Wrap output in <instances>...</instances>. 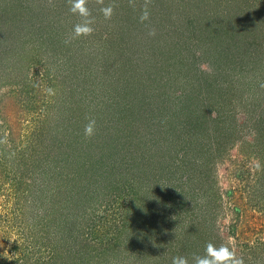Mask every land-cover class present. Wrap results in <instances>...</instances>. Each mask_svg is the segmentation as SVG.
I'll return each mask as SVG.
<instances>
[{
    "label": "rangeland",
    "instance_id": "obj_1",
    "mask_svg": "<svg viewBox=\"0 0 264 264\" xmlns=\"http://www.w3.org/2000/svg\"><path fill=\"white\" fill-rule=\"evenodd\" d=\"M109 4L114 5V12L111 19L106 20L100 9ZM87 6L91 12L98 11L92 13L94 32L90 36L72 38L73 26L81 18L69 11L68 0H51V3L49 0H0V49H9L0 52L3 54L0 58V264H142L145 255L137 250L144 251V243L137 235L125 232L126 226L121 223L123 210L130 203L140 204V198L154 201L153 208L166 202L169 214L176 216L172 235L177 232L184 239L182 234L186 232V240L196 246L194 254H204L205 248H197L201 240L205 246L208 242L219 246L231 245L234 241L235 251L243 257L244 264H264V136L260 135L259 127L254 128L255 122L251 125L252 117L243 120L245 109L241 112L242 107H238V111V97H229V93L230 103H236V106L225 105L221 110L217 109L222 117L216 127L208 118L204 125L207 124L206 128L211 131L213 127L219 131L220 123L228 125L230 134L214 139L207 138L204 131L194 134L188 129L187 118L195 112L193 107L201 110L204 103H208L207 98L215 99L224 88L226 81L223 82V78L237 73L244 78L251 63L244 60L239 67L232 60L238 56L259 57L264 64L261 37L264 33V0H103V4L88 0ZM145 10L148 18L141 21ZM136 15L139 16L135 18L136 26L150 29L151 23L157 36L162 34L164 42L157 40L151 47L136 44L137 40L131 38L132 29L127 31ZM121 31L120 35L118 32ZM101 32L109 36L103 40L98 35ZM226 42L230 52H234L231 55L235 54L231 60L224 55L220 59L222 53L220 48L217 49ZM83 45L94 54L93 57L73 59L76 63L71 65L69 59L60 55V51L78 50ZM55 46L59 53L54 51ZM8 52H23L22 61L11 62L6 55ZM95 54L110 66L106 72L101 69L98 74L137 80L131 90L135 96L127 95L135 103L139 98L138 106L133 109L138 119L127 113L130 103L123 108L122 102L128 97L125 94L119 97L123 91L131 92L127 85L123 88L121 83L106 82L104 91L99 93L103 99L99 104L107 102L109 108H105L96 121H99L96 134L102 136L100 133H104L107 140L102 149L103 158H108L105 159V170L108 169L112 181L123 183L127 180L136 194L134 200L129 187L115 185L107 193L119 191L116 201L102 204L96 203L95 195L88 200L82 199L79 186L74 188L73 194L70 190L65 192L71 186L65 187L61 185L65 181L58 180L61 175L58 164L62 165V161L55 164L51 176L44 159L42 164L46 170L41 179L31 177L36 171V163H31L34 154L47 152L49 156L61 152L47 146L50 139V135L44 133L49 125L47 121L41 126L38 141L25 136L34 129L33 119L28 118V113L22 115L19 109L26 100L28 105L31 104L29 94H43L41 90L46 88L55 93L46 96L49 114L65 93H74L76 98L82 95L85 100L94 98L95 77L90 70L95 64L92 58H97ZM26 56L31 60H25ZM164 61L171 71L159 69V62ZM260 76L263 78L258 84L260 90H247L241 85L231 93L239 92L246 106L256 105L257 101L263 108L264 70L257 79ZM181 91L184 93L179 100L177 95ZM216 101L213 107L218 106L219 101ZM213 109L210 108V115ZM233 115L239 118L238 125L233 126V119L227 121L224 118ZM19 117L22 118L17 122V135L11 140L5 135L8 124L16 126L13 121ZM125 122L127 124L123 125ZM117 123L119 128L125 129L114 137L110 133ZM135 124L138 133L122 138V144H119L116 139H120L127 128L135 129ZM167 128H172V132L164 131ZM112 137L115 140L108 141ZM169 137L170 142L166 145L163 139L169 140ZM220 142L222 146L217 147ZM98 153L86 155L84 162L97 159ZM257 161L261 165L259 171L255 169ZM63 165L69 172L78 169ZM36 183L44 188L41 196L34 195ZM17 186L22 188L19 194ZM31 187L35 189L33 192ZM55 187L57 194H53ZM50 202L54 204L53 213L49 210ZM147 220L142 230L145 236L149 228L151 232L154 228ZM175 242V238L171 239V245H164V248L175 249L178 247ZM159 245L156 242L146 244L149 251L157 250ZM194 254L190 248L189 259ZM164 263L160 260L159 264Z\"/></svg>",
    "mask_w": 264,
    "mask_h": 264
},
{
    "label": "trees",
    "instance_id": "obj_2",
    "mask_svg": "<svg viewBox=\"0 0 264 264\" xmlns=\"http://www.w3.org/2000/svg\"><path fill=\"white\" fill-rule=\"evenodd\" d=\"M90 11H91V9H90ZM92 13L96 14V13H98V11H96V10L94 12L92 11L91 17H92ZM137 17H139V16L138 15L134 16V19L131 20L133 22V25L128 26L129 29L127 30L129 32L132 29L131 38L134 40H137L135 42L136 44H139L140 46L142 44L143 45L145 44V45H148V47H151V44H153V45H154V43L156 44L157 40H158V42H160V41L164 42L163 39L161 38L162 34L160 36H157L156 31H154L153 28L151 27L152 26L151 23L149 24L150 29L149 28L148 29H144V28L141 29V26H136V23H138V22H135V18H137ZM130 19H131V16H130ZM92 26L95 29L94 25H92ZM210 29H212V28H210ZM150 30H153V33H151ZM117 31H118V29H117ZM113 32H114V34H116V31H114V29H113ZM128 32H126V35H129ZM101 33H99L98 35H99V37H103V40H105V38H107L106 36H109L108 34L104 36L103 33H102L103 34V36H102ZM118 33L121 35L122 31L118 32ZM216 35L218 36L219 32H217ZM261 37L264 41V33L261 35ZM154 38H156V39L154 40ZM81 42L82 41H80V44H82ZM243 42L246 43V41H243ZM235 47H237L236 44H235ZM228 48H229V45L227 42L223 43V46H221V44H220V46H218L217 49H219L220 52L222 53V55L220 56V59L222 58L223 55H224V57H228L229 60L233 59V56H235V54L232 56L231 54H233L234 52L233 51L230 52V50ZM7 50H9L8 47H6V48L2 47L0 49V52H2V53H3V51L7 52ZM54 51L58 52L57 46H55ZM160 51H162V50H160ZM218 54H220L219 51H218ZM2 55L0 54V58L2 57ZM6 55L10 59L11 62L12 61L18 62V61H22L21 57L23 55V52L22 53L21 52H19V53H16V52L13 53L12 52L10 54L8 52V54H6ZM60 55H62L65 60L69 59L67 61H70L69 63L71 65H75V63H76V61H74L75 59L87 58V56H92V57L94 56V54H91L89 51L86 50L85 45H83V47H78V50L75 48H71L70 52L60 51ZM96 57L97 58H92V59H94L95 64L93 63V65L91 67L93 69L90 70L91 72H94L93 76L95 77L94 85L96 87V93H94V95H95L94 98L90 97L87 100H85L86 97H84L82 95L79 98H76L74 93H72L70 95L65 93L64 96L62 97L61 102L59 104H55L56 106H53V107H55V109L52 110V112L49 114L46 111V109H47V107H46V100H47L46 96L47 95L50 96V95L44 89V90H41L42 92H44L43 94L37 95L38 92L35 94L34 93L29 94L28 99L31 100V104L28 105L27 100H26V104L23 106V108H20L19 110H20V113H22V115L25 116V113H28L29 114L28 118L33 119L32 121H33L34 129H32V131L29 134H25V136L38 141L40 139L39 137H41L40 135L42 134L41 129L43 127V122L47 121V122H49L48 123L49 125L45 128V131H44V133H47L50 135V137H49L50 139L47 142V144H48L47 146H50V147L54 148L55 150L61 152V153H59L60 155L52 154L49 156H48L47 152L46 153L43 152L42 154H38V153L34 154L32 156L31 163H33V165H35V163H36V166H35L36 171L31 173L32 174L31 177L34 178L35 180H37L38 178L41 179L42 172L46 170L42 164V161L44 159H45L44 161L48 162L45 167H47L48 172L51 176L54 175L55 164L59 161H62L63 164H68L70 167L78 168L77 170L75 169V172H69L70 170L64 169V165L62 163H61L62 165L58 164V167H59L60 172H61V175L59 176L58 180L61 179L62 181H65L61 184V185H64L65 187H68L67 185L71 186V188H69V187L66 188L65 192L67 190H70V192L72 191L71 194H73L74 193L73 191H75L74 188L79 186L80 187L79 189L81 190L80 194H81L82 199L88 200L92 196L95 195V196H97V201H98L96 203L102 204V203H106V202H115L116 199L118 198L119 191H115L112 194L107 193V191L110 189V187H112V185H115L118 188H120V186L129 187V189H131V190H132V186L130 187L129 183H126L127 180H126V182L123 181V183H118V182L112 181V179L109 175L108 169L105 170V167L107 165V162L105 159H108L107 156H105V159H104L103 158L104 156L102 153L103 152L102 149L104 147H106L105 145H107V140L105 139L106 138L105 134L100 133V134H102V136H98L96 134L97 133V130H96L95 134L93 135L95 137V139L92 140V137H86L85 136L84 128H85V125L88 123L87 121H89V119L94 118L95 121L99 120V117H101V115H103V113H104V109L109 108L108 107L109 104L107 102H106V104L101 103L104 105L102 107H101V104H99L100 101L103 102V99L100 95L105 89L106 82L121 83L123 85V88L125 85H127V88L131 91L133 85L135 84V82L137 80H135V79L133 80V79L128 78V77L127 78H120L121 76L119 78L114 76V78H113V77H111L112 75H110V76L108 75V77H107V75L103 76L102 74H98V72H101V69H103L106 72V68L110 67V66H108L109 64H107L106 62L103 63L101 57L98 58V55H96ZM28 59H30V58L28 56H26L25 60H28ZM244 60L246 63L247 62L251 63V65H249L248 68H246V70H245L244 78L241 77L242 74H238V73L234 76L229 75L228 78H223L222 81L223 82L226 81L224 88H221V90H219V92H218V94L214 100L212 99V97L207 98V100H209V101H208V103H204V105H203L204 107L202 106L201 110L196 109V107L195 108L193 107L195 112L193 111V114L188 115L187 118L189 119V123L187 121V118H186V121L188 123V129L189 130L192 129L191 131H193L194 134H196L197 132L204 131L206 133V135L208 136L207 138H210V139L212 137H213L212 139H214L217 136L226 135L227 133L230 134L231 132L228 131V125L223 126L221 123H220V127H218L219 131L214 130V127L217 126L218 121L219 120L221 121V117H222L220 111L217 109L221 110L222 107H224L225 105L226 106H236V103H237L236 108L238 111H240V108H238V107H242L241 112H243V109H245L243 112V120L247 116L252 117L253 121L251 122V125L253 126V123L255 122L254 128L257 129L259 127L258 131H259V133H261L260 135L264 136V107L263 108L259 107L257 101H256V105L252 103L250 106H246L247 104L243 102L244 99L241 97L239 92L231 93L234 91V89L238 90L241 85H242V87H244V89H247V90L252 89V88L256 89L257 91L260 90V88H259L260 86L258 84L259 83L261 84L263 82V78H262L263 75L260 76V78H258V79H257V75L260 74L261 70H262V72L264 70L263 62L261 61V59L259 57H257V58L253 57V59L252 58L249 59V58H245L242 56H238L236 58V60H232V61H236L238 66L241 67V64ZM32 61L30 63H33ZM174 61H177V59H174ZM168 63H172V62H168ZM159 64H161L160 66H158L160 70L164 69V72H166V70L171 71L170 66H169V68L166 67L167 64L165 61H164V63L159 62ZM224 64L221 65V67L223 69H224V66H223ZM71 68L77 69L76 66H72ZM79 71L81 72L82 69L80 68ZM160 75L164 76V74H160ZM116 76H119V75H116ZM261 78H262V80H261ZM39 80H40V78H39ZM130 84H132V86H130ZM39 85L42 87L41 83ZM136 85L139 86L138 83ZM261 88H264V86H262ZM138 90L141 91L140 87ZM126 92H128V91H126ZM132 92L133 91L125 93L123 91V92H121L123 94H119L120 95L119 97L122 98V96L124 94L127 97H128L127 94L132 95V97H133L135 95H133L134 92L133 93ZM99 93H100V95H99ZM135 93H137V92H135ZM182 93H184V91L183 92L181 91L177 95V98L180 97L179 100H181V98H182L181 97ZM228 93L230 94L229 97H232L234 95L238 97L236 100L237 101L236 103H230V100H229L230 98L228 97ZM132 97H128V98L125 97V101L122 102V105H123V108H125V105H128L130 103L129 107H127V108H129L127 113L132 114L135 117V119H138L136 111L135 110L133 111V109L136 108L135 105L138 106L139 98L137 97L138 100H136V103H135V101H133ZM183 97H184V99L186 98V96H183ZM259 97L261 99L262 95H260ZM65 98H66V100L64 101ZM203 98L204 97H202V99ZM216 100L219 101L218 106L213 107L212 105H213V103L217 102ZM244 106H246V108H244ZM211 107L214 108L212 115L209 114L210 113L209 110ZM116 108H117V106H116ZM257 108H259V109H257ZM185 109H187V107H185ZM188 109H187V111H189ZM124 110L125 109H123V111ZM255 113H257V115L255 116V118H253V115ZM21 118L22 117H19L15 121H13V122H16V126H15V124H8L9 128H8L7 134H5V135H8V137H10L11 140L14 136L16 137V135H17V129L19 127L18 126L19 124L17 122L21 121ZM207 118L209 120L213 121L215 124L212 131L208 130L206 128L207 124L204 125V120ZM224 118L227 119V121L229 118L233 119V122H232L233 126H234V124L238 125V123H239V118L234 117V115L233 116H225ZM134 121L136 124H138L137 120H134ZM40 122H42L41 125H39ZM125 124H127V122H125L123 125H125ZM136 124H135V129L133 128V129L129 130V128H127L125 134L120 139H116L119 144H122V141H121L122 138L127 139V138L134 136L138 133L139 129L136 128ZM98 125H99V121L96 123V129H98ZM116 125H117L116 128H114L110 133V135H112L114 137H115V135H117V133L120 134V132L125 129L124 127L119 128L118 123ZM204 128H206L207 131H205ZM169 130L172 132V128L171 129L167 128V130L164 129V131H169ZM104 131L106 132V127L104 128ZM56 135H58V136H56ZM55 136L57 138L52 139ZM19 137L20 136H18V140H21V139H19ZM27 137H25V138H27ZM3 138H5V137L3 136ZM222 138H220V139H222ZM170 139H171V137H169V140L163 139L166 142V145L168 142H170ZM112 140H115V138L112 137V138L108 139V141H110V142H112ZM56 141H58V142H56ZM3 142H5V141H3ZM110 144H112V143H110ZM219 145L222 146V142L218 143L217 147H219ZM95 148L99 153L95 150ZM32 149H33V147H32ZM36 150L37 149H35L34 151H36ZM19 151L21 152V150H19ZM92 153H98L97 159H95L91 162L89 161V162L85 163L84 159L86 158V155L89 156ZM109 156H110V154H109ZM119 173L121 175H123L122 172H119ZM127 177H128V175L125 173V179H127ZM77 183H79V184L77 185ZM36 184H37L36 185L37 190H36L34 195L41 196L42 195L41 193L44 192L42 189H44V188L42 186H40L38 183H36ZM117 184H119V185H117ZM29 189L32 190L31 192H33V190H35L32 187ZM16 190L19 194L22 191V188H19L17 186ZM57 192H58V189H57V187H55V189L53 190V194H57ZM70 192H69V194H70ZM37 193H39V194H37ZM18 196H17V198H18ZM131 197H133V200L136 197L134 190H132ZM17 198H16V200H17ZM78 198L80 199V197H78ZM140 199H142V201H139L140 204H138V205H134L133 203L127 202V203H130V205L125 211L123 210V212H122L123 214L121 216V223H122V225L126 226L125 232L133 233V234L137 235L138 236L137 238L140 239L144 243V245H143L144 251L137 250L138 252L143 253V255H145V259H144V262L142 261V264H159L160 260L165 261L164 264H171L173 257L167 256L168 253L171 255H173V253H174L173 256H185L189 259V255H188L189 249L191 248V251L194 254L196 246H194V244L192 245L191 241L189 242L188 239L186 240V238L188 237L186 232H184L182 234V235H184V239H181L180 235H178L177 232H176V234L172 235L173 230L171 231V227L173 226V224H175L176 216L173 217V215L169 214V211H167L168 208L166 207V204H165L166 202L159 204L158 208H157V206L153 208L152 204H155L154 201L149 202L150 199H146V200H144L143 198H140ZM133 200H131V202H133ZM44 203H46V202H44ZM50 204L48 205L49 210L53 213L55 211V208H52V206L54 204H53V202H50ZM117 206L118 205H116L115 208ZM120 206L123 209V207H124L123 202L120 203ZM77 207H79V206H77ZM146 220H147L148 224L154 228H153L152 232H151V228H149L148 232L145 236V235H142V230L146 226V224H145ZM171 237H173V238H171ZM170 238L176 239L175 244L178 247H175V249L164 248V245H167V244L169 246L171 245V239ZM151 242L152 243L153 242L159 243L160 247H158L157 250H154V251L153 250L152 251L147 250L146 244H151ZM197 245H198V247H197L198 250L205 248V245L202 242V240ZM199 246H202V247H199ZM166 252H167V254H166ZM165 254H166V257H165ZM190 257L191 258L189 259V262H190V264H192L191 261H192L193 255H190Z\"/></svg>",
    "mask_w": 264,
    "mask_h": 264
},
{
    "label": "clouds",
    "instance_id": "obj_3",
    "mask_svg": "<svg viewBox=\"0 0 264 264\" xmlns=\"http://www.w3.org/2000/svg\"><path fill=\"white\" fill-rule=\"evenodd\" d=\"M51 3V0H49ZM70 5L69 11L81 18V21L73 26L72 38H78L81 36H90L94 32L93 23L94 18L91 17V11L88 8V0H68ZM97 3L103 4V0H97ZM102 15L106 20L111 19L114 12V5L109 4L101 7ZM148 18V13L145 10L141 16V21ZM68 41H66L67 43ZM49 95H54V90L51 88L45 89ZM96 121L95 119H89L85 125L84 134L86 137H92L95 134ZM255 169L261 170V165L257 161L255 163ZM171 264H190L189 259L185 256H174ZM192 264H244V259L238 256L235 248L234 241L231 245L221 244L219 246L208 242L204 249L203 255L194 254L192 257Z\"/></svg>",
    "mask_w": 264,
    "mask_h": 264
}]
</instances>
